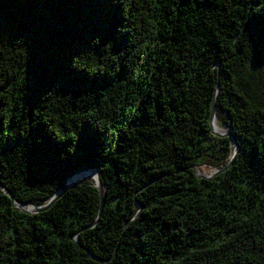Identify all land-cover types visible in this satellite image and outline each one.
<instances>
[{
  "label": "trees",
  "instance_id": "1",
  "mask_svg": "<svg viewBox=\"0 0 264 264\" xmlns=\"http://www.w3.org/2000/svg\"><path fill=\"white\" fill-rule=\"evenodd\" d=\"M0 264H264V0H0Z\"/></svg>",
  "mask_w": 264,
  "mask_h": 264
},
{
  "label": "water",
  "instance_id": "2",
  "mask_svg": "<svg viewBox=\"0 0 264 264\" xmlns=\"http://www.w3.org/2000/svg\"><path fill=\"white\" fill-rule=\"evenodd\" d=\"M216 110H215V103L213 104L212 106V116H211V122H212V131L215 135L219 136V137H230V138H233L232 134L228 131V133L226 134H222L218 131V129L216 130L215 129V121L217 120L216 118ZM235 141V140H234ZM239 150V147H238V144L237 142L235 141V153H237ZM95 174L97 175V186L99 188V191H100V194H101V197H102V200L104 202V198H105V194H104V190H103V187H102V183H101V180L99 178L100 174L98 171H94ZM78 176L80 174H77ZM200 178H204L206 176H203V175H200L199 176ZM75 180V179H73ZM72 180L70 181H67L60 189V191L50 200V202L48 204H46L45 206H42V207H38V206H35V205H32L30 203H19L18 201H16V206H18L20 209H22L23 211H27V212H31V213H35V212H40V211H43V210H47L48 208H50L53 203L55 202L56 199H58L59 197H61V195L63 193H65V191L68 189L69 187V184L71 183ZM13 198V197H12ZM14 199V198H13ZM27 206H31L34 210L33 211H29L27 209H25L24 207H27Z\"/></svg>",
  "mask_w": 264,
  "mask_h": 264
},
{
  "label": "rangeland",
  "instance_id": "3",
  "mask_svg": "<svg viewBox=\"0 0 264 264\" xmlns=\"http://www.w3.org/2000/svg\"><path fill=\"white\" fill-rule=\"evenodd\" d=\"M217 121H218V119H217ZM218 124L220 126V129H223V130H219V128H218V131L220 133H222V132H223L222 134L228 133V130L226 129L225 126L221 125L219 123V121H218ZM197 171H198V174L203 175V176H210L211 174L214 173V169H212L210 167H206V166L199 167ZM88 180H92V179H88ZM96 181H97V179L94 182H96ZM24 208L27 209V210H29V211H33L34 210L31 206H27V207H24Z\"/></svg>",
  "mask_w": 264,
  "mask_h": 264
},
{
  "label": "bare ground",
  "instance_id": "4",
  "mask_svg": "<svg viewBox=\"0 0 264 264\" xmlns=\"http://www.w3.org/2000/svg\"><path fill=\"white\" fill-rule=\"evenodd\" d=\"M218 128H219V130H223V129H220V126L218 124V121L216 120L215 121V129L217 130ZM83 179H92V180L95 181L97 179V175L95 174V172L90 171V172H87V173H84V174L81 175L80 180H83Z\"/></svg>",
  "mask_w": 264,
  "mask_h": 264
}]
</instances>
